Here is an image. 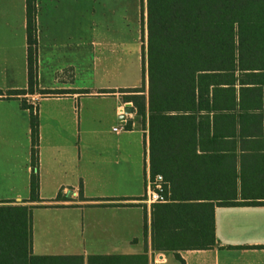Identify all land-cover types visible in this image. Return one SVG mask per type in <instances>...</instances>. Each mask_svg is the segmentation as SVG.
<instances>
[{"label": "crops", "instance_id": "0c3cea01", "mask_svg": "<svg viewBox=\"0 0 264 264\" xmlns=\"http://www.w3.org/2000/svg\"><path fill=\"white\" fill-rule=\"evenodd\" d=\"M36 8L38 88L87 89L76 85V77L78 59L84 64L80 70L85 66L91 78L93 73V12L88 0H36ZM59 48L64 53L56 55ZM45 71L53 75L51 86L40 82ZM26 87V0H0V90L4 93L0 96V202L50 205L35 207L48 216L71 210L68 217L74 229L81 216V240L78 235L72 238L64 251L35 252L33 236V255L55 256L53 264H264V205L214 204L212 247L175 250L164 246L180 240L178 229L169 226L176 213L166 206L178 202L144 201L150 178L147 114L142 120L135 118L134 111L126 116L119 112L121 107L126 111L132 101L125 100L127 93L118 89L132 87L99 89H113L110 93L24 96L35 106L39 119L41 198L40 202L25 201L31 174L27 163L30 112L21 106V97L7 98L6 91ZM143 93L147 100V88ZM88 97L109 100L100 103L104 113L113 122L124 116L122 123L129 128L114 131L112 126L114 137L99 136L92 105L83 101ZM167 188L169 196L168 184ZM216 188L214 180L213 192ZM210 212L208 206L200 215L208 218ZM188 222V228H198L194 221ZM153 238L160 248H153Z\"/></svg>", "mask_w": 264, "mask_h": 264}, {"label": "trees", "instance_id": "16d2710c", "mask_svg": "<svg viewBox=\"0 0 264 264\" xmlns=\"http://www.w3.org/2000/svg\"><path fill=\"white\" fill-rule=\"evenodd\" d=\"M145 4L147 100L144 87L120 91L132 101L136 119L147 114L150 178L161 174L170 188L169 201L178 202L166 206L176 213L169 226L178 229L182 241L164 246L210 248L214 204L264 205V0ZM36 12V0H26L27 87L6 91L7 98L21 97L30 112L28 202L41 201L39 119L24 96L91 92L38 88ZM13 202L0 204V264H53L55 256L32 254V210L50 205ZM208 206L205 218L200 211ZM189 220L196 230L188 228ZM160 246L153 238V248Z\"/></svg>", "mask_w": 264, "mask_h": 264}, {"label": "rangeland", "instance_id": "374dc122", "mask_svg": "<svg viewBox=\"0 0 264 264\" xmlns=\"http://www.w3.org/2000/svg\"><path fill=\"white\" fill-rule=\"evenodd\" d=\"M88 4L91 5L93 12L91 17L94 42L92 47L93 73L91 78L89 71H85V66H82V70H80L81 65L84 64H81L78 59L79 70L76 77V85H83L91 92L106 86L144 87L146 90L147 74L144 71L143 60V47L146 42L145 0H88ZM80 51L81 49L78 48V58L81 57ZM62 52L64 53V49L61 50L59 48L56 55H61ZM87 64L91 66V61L88 60ZM40 82L51 86L53 84V75L45 71ZM118 90L120 91V89ZM83 101L92 105L93 121L97 124L95 127L100 129L99 136L104 134L108 137H114L112 126L124 124L122 123L123 118H117L113 122L109 115L107 116L104 113L106 108L100 103L108 102L109 100L88 97ZM136 130L138 131V129ZM96 136L98 134L95 132ZM30 159L29 156L27 159L29 165ZM142 166L144 172L143 162ZM4 203L0 202V204ZM11 204L20 203L14 201ZM46 213L42 209L34 208L32 210L34 225L32 226V240L34 236L35 252L64 251L67 250L65 246L69 245L72 238L75 239L78 235L81 240L80 214L76 218L78 226L74 229L71 226V219L68 217L72 213L71 210L62 212L64 215L56 216H48ZM46 222L48 225L45 224ZM51 224H56V226L53 227ZM81 244L83 245V242Z\"/></svg>", "mask_w": 264, "mask_h": 264}, {"label": "built area", "instance_id": "2783aa9c", "mask_svg": "<svg viewBox=\"0 0 264 264\" xmlns=\"http://www.w3.org/2000/svg\"><path fill=\"white\" fill-rule=\"evenodd\" d=\"M132 111H134V106L132 102H129ZM119 112L123 115H127L124 107L119 109ZM126 123L124 125L115 126L114 131L126 129ZM168 188L164 181V178L161 174H157L153 179L149 178L148 187L145 193V202L147 203H157V202H166L168 200Z\"/></svg>", "mask_w": 264, "mask_h": 264}, {"label": "water", "instance_id": "95a60500", "mask_svg": "<svg viewBox=\"0 0 264 264\" xmlns=\"http://www.w3.org/2000/svg\"><path fill=\"white\" fill-rule=\"evenodd\" d=\"M125 112H126V113H131V112H132V108L129 106V107L126 109ZM124 116H125V115H124ZM124 116H122V118H123Z\"/></svg>", "mask_w": 264, "mask_h": 264}]
</instances>
